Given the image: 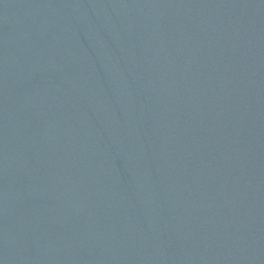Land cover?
Segmentation results:
<instances>
[{"label": "water", "instance_id": "obj_1", "mask_svg": "<svg viewBox=\"0 0 264 264\" xmlns=\"http://www.w3.org/2000/svg\"><path fill=\"white\" fill-rule=\"evenodd\" d=\"M0 264H264V0H0Z\"/></svg>", "mask_w": 264, "mask_h": 264}]
</instances>
